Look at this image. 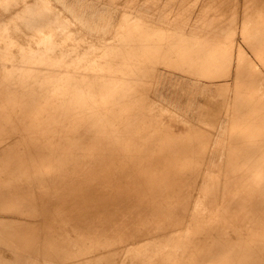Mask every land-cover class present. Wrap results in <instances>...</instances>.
Instances as JSON below:
<instances>
[{"label": "bare ground", "instance_id": "1", "mask_svg": "<svg viewBox=\"0 0 264 264\" xmlns=\"http://www.w3.org/2000/svg\"><path fill=\"white\" fill-rule=\"evenodd\" d=\"M42 1L43 2L38 3L39 0H36L35 3L37 2V5H32L33 7L27 9V6L32 3L18 0L19 4L21 3L20 5L18 4L19 6H22V4L24 5L18 8L15 3V7L17 6L16 8H18L20 12H18L19 10L17 9V11L15 7H13L14 9L11 7L9 8H11V11L16 10L18 12V17H16H20L17 19V21L19 20L18 22L21 21V15L23 14L27 22L30 20L26 26L29 25L32 27L33 22L30 25L31 20L34 18L38 19V17L33 15H44V13L48 15L50 12L51 15L57 16L60 12L58 13L55 10H57V6H60L67 12L71 22L82 27L83 33L82 37L79 36L75 43L73 42L76 39L71 43L72 38L69 41L70 36L71 34L73 35V32L75 33L76 30L73 32L71 31L72 33H69V37L66 31L67 37L63 39L62 36L64 35H62V33H64L66 29L63 31L61 25V29H57L60 32L63 31L59 33L61 35L60 38L56 35L59 31L53 29L57 31V33L55 32V36L59 39L57 42H53V44L50 43V45H47L46 42V47L53 46V49H56L57 47L55 48L54 44L57 43L61 49L58 47L60 50L57 49V53L56 51H52L50 53L48 52V54L52 58L54 55H58L60 51L61 56L64 54L66 56H64L65 58L57 59L56 62H52L53 59H48L49 55L47 56L45 53L41 55L42 57L38 56V53L41 51L38 53H36L37 51H29L28 48L31 47L28 46L29 42L27 43V41H25L27 43L25 47H28L26 48L28 52H24L23 50L21 54L16 53V55L20 59H23L22 62L26 65L27 70L22 68L16 73L14 72L16 69H13L14 71L8 70L10 72H6L4 75L2 74L3 76L1 77L0 84H3V90L0 91V156H3V159L4 157L7 158L8 161L6 160L0 163V180L3 181V185H1L3 188L0 187V246L2 247L0 248L4 250L6 255V252L12 255L11 261L13 258V262L11 264H264V177L262 178L264 172L261 173V176L258 175L262 180H258L257 177L253 178V173H251L252 176H250V170H248L249 167L247 166L248 163L245 165L247 167L242 170L239 168L240 166H236L240 164H230L229 161H232L233 158H229L230 160L226 159L225 162L223 161L225 156L223 160L219 161L216 159L221 149L219 144L225 140L221 136L228 135L233 141L234 138H238L241 135L243 136L246 132L244 133L241 129L245 125L243 121L247 117L243 120V115L235 111V108H233V111L237 112L239 115H234L233 113L234 116H224L223 114H226L228 111L222 114V110L228 102H224L222 106L217 105V107H214L215 101H213L214 103L212 104L214 108L211 107L210 103H208L210 106L204 103L206 105L196 107L199 111V120L191 125L180 121L181 123L179 124L182 127L178 129L173 127L174 122L171 118L169 122H167V118V120H165L166 122H164L161 118L156 117L163 114V111L161 109L158 110L159 107H156V101L154 99L157 96L162 97L171 92H175L176 94L179 92L185 94H187V92L192 93L195 86L201 85L199 82L201 78L199 77H201V73L204 76V71H202V66L200 67L201 64L198 65L195 61L198 58L200 59L201 51L203 53L206 52L204 48H202V45V47H200V45L196 47L195 44H197L196 42H198V40L196 42L194 41L196 49L195 47L191 48L188 46V50L186 51L185 49H187V46H183L184 44L182 42L185 41L187 43V41L183 40L181 42L182 39L178 41L183 35V33L176 32L179 31V26L176 25L171 27L168 26V24L157 22L154 27H158V29H160L158 30L159 32H152L153 34L147 33V31L149 32L148 29L136 28L138 24L137 17L127 9L123 11L122 16L120 15L123 19L120 24L117 23L119 26H116L117 24L114 25L112 22L114 17L112 7L116 4H125L127 0L124 2L122 0H97L98 4L95 3L94 0H56V4H53V1ZM155 1L157 2V0ZM206 1V5H210L207 4L209 3L208 0ZM211 1L212 0H210V2ZM249 2L251 4V0H249ZM253 2V6L256 8L260 9L264 6V0H252V4ZM3 3L5 4V2ZM35 3L33 4L35 5ZM229 3H231V1ZM229 3L221 2V4L217 6L218 4L215 1V5H217L215 6L213 5L214 3H212V8L215 6L214 8L218 7L219 10H226L227 7L231 13L232 10L234 13L235 10L233 8L232 10L230 9V6H233L234 2H232V5ZM242 3L245 2L243 1ZM95 4L100 6L96 9ZM235 4L234 6H236ZM252 4L251 6L248 4L250 8ZM181 5L184 9L185 4ZM192 5L195 6L194 4ZM139 6L141 7V5ZM148 6H150V4ZM193 6L190 5V7ZM240 6L241 4L239 7ZM239 7L237 6V10H239ZM158 8L161 10V6ZM187 8L189 7L187 6ZM218 9L217 12H219ZM184 10L182 12H184ZM11 11H9V13ZM16 11L14 12L17 13ZM203 11L205 12L206 10ZM154 12L157 11L155 10ZM208 12L211 13L209 10ZM3 13L4 12L0 10V22L3 20L2 18L7 19V17H4L6 15ZM9 13L7 12L8 19L11 20ZM205 13L204 16H206ZM247 13L244 14L248 16L249 12ZM260 13L258 12V14ZM19 14L21 15L19 16ZM63 14L61 16H63ZM153 14L152 12L151 17H153ZM185 14L186 16L188 15L186 12ZM189 14H191V10ZM194 14L197 16L196 10ZM194 14L192 13L191 15L194 16ZM191 15L190 17H193ZM221 15L222 14L218 13V16ZM11 16H16L13 14V11ZM31 16L34 18L30 19L29 17ZM38 16L40 19H45V23L49 22L48 20L46 22L44 16V18L40 15ZM162 16H164V14ZM186 16L184 17L185 19L189 17V15ZM210 16L212 18L211 14ZM239 16L240 15H238V17ZM47 17V19L50 20V16ZM207 17L208 15L206 16L208 20L209 18ZM224 17L225 16L222 18L224 19ZM227 17L229 18V14ZM261 17L263 18L264 16L261 15ZM52 18L53 17H51V19ZM63 18L65 17H62V19ZM167 18L170 22V17L167 16ZM216 18L220 17L216 16ZM245 18L247 17L245 16ZM35 19L34 22L39 25V19L38 21L36 20L37 22ZM54 19L55 18L52 20ZM58 19L59 18H56V20ZM62 19L60 17V23L63 22ZM220 19L216 22L218 23ZM252 19L254 20L255 18ZM172 20L173 19H171V22ZM215 20L216 19H214V21ZM250 20L251 19H249V21ZM42 21L43 20H41L40 23L42 27L39 25L40 28H43L42 24L44 23H42ZM51 21L49 22L51 28H56L57 26L55 25L52 27L54 22L52 23ZM151 21L152 20L148 22ZM164 21L165 20H163V22ZM175 21H177V19H175ZM204 21L203 23H205ZM212 21H209V23ZM224 21L226 24L227 21L229 22V20ZM11 22L13 23L12 20ZM18 22L16 23L15 21L16 24H19ZM25 23L26 22L22 25L24 26ZM73 23L71 25L69 24V27H71ZM151 23L154 25L153 22ZM221 23L223 24H221L222 26L225 25L223 22ZM230 23L231 21L228 24L229 26L234 24ZM10 24H8V26ZM36 24L34 26H36ZM148 24L151 26L150 23ZM196 24L197 27H199L197 22ZM261 24L264 25V23ZM143 25H145V18L143 20ZM191 25L193 24L191 23ZM202 25L203 24H201V26ZM210 25L211 24H209V26ZM218 25L216 26L218 27ZM29 26L26 28L28 29ZM224 27H222V29ZM13 28L9 30L13 31ZM26 28L24 26L23 29ZM33 28L31 29L33 30ZM35 28H38V26ZM216 28L214 27L213 29ZM231 28H229V30L232 32L234 29L232 28L233 30H231ZM47 29L49 30V28ZM220 29H218V31ZM226 29L228 30V28ZM235 29L238 28L236 27ZM20 30L24 33L25 36L23 37L25 38L28 32L25 31L27 33L25 34L22 27ZM140 30H142V34H138ZM205 30L207 29L205 28ZM29 31L33 33L35 29L34 31ZM150 31L153 30L151 29ZM201 31L202 30H200V32ZM221 31L223 34L225 33L223 30ZM263 31L264 30L261 32ZM14 32L16 31L14 30ZM14 32V36L16 35V37L21 38V32L19 33L20 36L16 34L18 31L15 34ZM48 32L46 29L44 33L43 30L42 32L39 31L38 35H35L34 32L33 39L37 36L36 40L38 42V38L40 40L41 37H45ZM200 32L198 31V33ZM234 32L236 33V30ZM232 33L231 37L235 34L233 33L232 35ZM10 34L11 33H9V35ZM191 34L189 35L191 36ZM229 34L230 33H228V37ZM207 35H209L208 37L211 36L210 34ZM215 35L212 36L214 39L217 36ZM239 35H241V33ZM55 36L53 38H55ZM74 36L73 37L76 38L78 35ZM186 36L187 35H185V37ZM198 36L199 35H197V37ZM226 36L224 40H226V42H232V38H229V41V39H226ZM16 37H13L14 40H17ZM80 37L83 41L79 39ZM20 38H18V41ZM29 38L30 37H28V39ZM46 39L49 40V38ZM190 39L192 38L190 37ZM209 39L211 41L212 38L210 37ZM23 40L24 39H22V41ZM55 40L57 39H54V41ZM254 40L257 42L256 39ZM35 41L33 42L32 40L31 42L33 43H30L33 45L36 43ZM43 41L45 42L47 40ZM78 41H81L80 46H84V52H82V54L87 50L85 57H88V59L84 58V56V59H80L82 56H79L80 60H77L78 62L71 63L66 54L71 52V54H73V51L75 53V49L77 48L75 45L79 46L80 43H78ZM233 41L234 43H232L234 45L237 40L235 41L233 39ZM1 42H5V39ZM16 42L14 43L16 44ZM203 42L204 41H202V43ZM214 42L217 43L216 39ZM221 42L223 43V40ZM22 43L20 44L22 45ZM73 44L75 45L73 46ZM209 44L210 43L207 45ZM211 44L209 45V50ZM263 44H258L257 46L256 43H254L257 47H261ZM17 45H19V43ZM194 45H192V47ZM223 45H221V47ZM228 45H225L226 50ZM22 46H24V44ZM38 46L39 44L34 46V49H39ZM218 46L216 48H218ZM1 47L3 49V46ZM82 47L77 48L80 50L76 51L79 55ZM225 48L223 46L222 49ZM230 48V50L234 49L232 47ZM248 48L250 47H247V49ZM261 48L257 51L260 52ZM43 49L45 50V48ZM13 50L15 51V49ZM13 50L10 51L13 52ZM18 50L16 51L18 52ZM214 50L209 53H217V51ZM254 50H256V48ZM222 51L223 50H221V52ZM229 51L223 53L220 51L218 52L223 56L224 53H228ZM203 53H201V55ZM209 55L207 56L209 57ZM215 55L212 56H217V59L218 55ZM234 55L232 53V56ZM21 56L23 58H21ZM75 56L76 55L73 54V57ZM238 56H240V53ZM228 57L229 55L227 58ZM76 58L78 59V57ZM260 58L261 59L258 61L262 62V57ZM13 59H15V57ZM216 59L213 58L212 60H214V62L218 61L219 63V60ZM16 61L15 59V62ZM18 61L20 62V60ZM18 61L16 63H18ZM137 61H139V64ZM206 61L203 62L205 63ZM227 61L231 62L232 60L227 59ZM232 62V64H235V61ZM132 63H134V65ZM249 64L251 63H249L248 60V65ZM20 65H22V63ZM214 65L217 66V63ZM232 66L233 65H231V67ZM209 67L207 68L209 69ZM228 68L230 67L228 66ZM80 69L82 71L84 69V71L79 74L80 77L81 73L82 77L85 75L83 80L84 83L81 81L83 85L82 83L78 85L79 82L77 86H75V83L78 81L76 78L77 75L75 76V71ZM211 69L212 68H210L209 71ZM214 70L216 72L215 68ZM229 70H226V72ZM157 72H160L159 76H157ZM248 72L249 70L247 74ZM123 73H125V77L121 76ZM95 74L97 76L99 75L98 78ZM227 74L228 73H226V75ZM249 75L251 76L250 73ZM245 76L247 77L248 75L245 74ZM155 77L158 79V84L155 82L156 84L154 86L157 91L154 89L155 93H152L153 87L151 86H153V82L151 83L150 81ZM234 77L235 76H233V79ZM208 78H210V75ZM212 78L213 77L210 79ZM215 78L213 79L217 81L218 77ZM220 78H218L219 81L222 80H220ZM97 79L99 82L97 83L98 85H96L95 81ZM147 82L152 84L150 86L151 88H149V83L147 85ZM239 83L242 85L241 82ZM251 84H253V88L258 91V94H261V91L264 90V81L262 80L254 79ZM165 90H168L166 91L167 93H164ZM235 90L237 93H240L237 89ZM148 91L152 94H149ZM246 92L248 91L246 90ZM185 94H182V96L184 95L185 97ZM253 94L255 93L253 92ZM228 95L229 93H227V96ZM240 95L242 94L240 93ZM219 97H216V99ZM241 97L243 98V95ZM212 98L215 100L214 96ZM245 98L247 99L248 97ZM251 99L256 100L254 98ZM185 100L186 101L183 103L184 108H186L187 111L193 110L196 105L193 95L185 97ZM247 100H249V98ZM250 100L246 101V103L249 102L248 106L251 103ZM257 100L259 99L257 98ZM220 101H222V99ZM243 101H245V99ZM237 104H235L236 107ZM255 105H253V107ZM238 106H240V104ZM258 107H260V105ZM226 109L227 108H225V110ZM249 110H251L250 107ZM246 115L248 116V114ZM164 117H166V114ZM186 121L189 122L190 120ZM250 121H247L246 124ZM216 123L218 124L216 130H213V127L211 129L210 126ZM176 124L178 123L176 122ZM262 126L263 124L261 127ZM21 127L25 131H19L18 129H21ZM254 129H256L255 126ZM263 130L262 133H264ZM254 133L252 136H254ZM177 134L178 137L175 136ZM185 134L188 135L186 136ZM171 137H173L174 140H172ZM262 139L259 141L262 142ZM228 140L230 139L228 138ZM225 143H227L226 140ZM235 143L236 142H233V144ZM250 143L255 144L253 142ZM11 145H13L12 149ZM231 146L232 144L230 147ZM251 147L252 146H250V148ZM199 149H206L205 157L201 158V156L196 153L200 151ZM243 150L245 151L244 148ZM261 150L263 151V149ZM240 154L241 152L239 155ZM19 156L24 158L27 156L26 159L21 160V164H18L16 161L19 160ZM248 156L250 155L248 154ZM259 156L257 155V157ZM91 158H94V161L90 162L89 160ZM239 158L240 157L236 155L234 160L238 159L241 161ZM263 158H261L260 161ZM9 160L16 163L14 164L13 162L9 165L7 164ZM252 162L251 160L249 165L253 164ZM19 165L21 168L24 166L22 172L18 176L14 174L10 175L9 171H12L11 167L14 169ZM35 165H37V168ZM242 165L244 166V164ZM220 167L226 168H224V173L227 175L219 172ZM255 168L254 171L256 170ZM259 170H257L258 173ZM217 172L219 173L217 174ZM254 173L257 175L256 172ZM220 174L222 175L221 177L219 176ZM19 182H24V184H19ZM214 187H217V189ZM249 189H251V191ZM231 190H233L234 193L238 190L240 191V194H236L238 197L236 196L237 200L234 202L233 200L236 197L230 200L229 197V199H227V197L224 196L226 195L224 192L228 191L227 193H231ZM224 197H226V199H224L225 201L223 200ZM220 202L222 205H220ZM247 208L251 211L250 214H247ZM222 209H226L225 214L228 213L226 217L220 214ZM230 214L233 215L234 219H229ZM6 255H4V257ZM2 263L7 264L5 262Z\"/></svg>", "mask_w": 264, "mask_h": 264}, {"label": "rangeland", "instance_id": "2", "mask_svg": "<svg viewBox=\"0 0 264 264\" xmlns=\"http://www.w3.org/2000/svg\"><path fill=\"white\" fill-rule=\"evenodd\" d=\"M13 3V5H12V3ZM0 0V10H1V12H4L3 14H5L6 16H4L5 18L7 17V19H8V15H7V12L9 13V11H11V8L12 9H14L13 7H15V3H16V5L18 6V8H20V7H23L24 5L22 4V6H19L20 4H19V2H18V0H16V1H14V0ZM20 1V0H19ZM22 1V0H21ZM24 2H28V3H32L30 6L28 5H26L28 8L27 9H29L30 7H33V6H36L37 5V2L35 3V1L36 0H31V1H29V0H23ZM33 1V2H32ZM38 1V0H37ZM44 1H47V2H52L53 4H56V0H44ZM95 1V3H97L98 4V2H97V0H94ZM123 2L124 1H126V0H122ZM142 1H143V3H142ZM148 1H150V2H148ZM159 1H160V3H159ZM162 1V2H161ZM179 1L180 0H172V2H171V0H157V2L155 1V0H130V1H126L127 3H125V4H116L114 7H112L113 8V20H112V22H113V24L114 25H116L117 23H121L122 22V13H123V11L124 10H129L130 11V13H132V14H134V15H136V17H137V20H138V24H137V29L139 28H145L146 30L148 29L149 30V32L147 31V33H152V32H159L158 30H160V29H158V27L157 28H155L154 26H155V23H157V22H160V23H164V24H168V26H171V27H174V26H179L178 28V30L179 31H176L177 33L179 32V33H183V35H182V37L180 38V39H178V41H180L181 39V42L183 41V40H186L187 41V43L184 41V42H182V43H180V44H182L183 46H187V49H185L186 51L188 50V46H190L191 48H194L195 47V45H196V47H198L199 45H200V47H202V48H204V51L206 52V53H203L202 51H201V53H203L202 55H201V53H200V56H198V57H200V59L198 58V59H196V61H195V63L196 64H201L200 65V67L202 68V71H204V76L202 75V73H201V77H199V78H201L200 79V83H201V85L200 86H195L194 87V91H192V93H189V92H187V94H185V93H181V92H179V93H173V92H171L170 94H167V95H163L162 97H159V96H157L155 99L154 98H152V99H154L155 101H156V107H159V109L158 110H162L163 111V114H161V115H159V116H156V117H158V118H161L164 122H166L165 120H167L168 119V121L167 122H169V120H170V118L173 120V127H175V129L177 128H179V127H182V126H180V124L179 123H181L182 121H183V123H187L188 125L190 124H193V123H195V122H197V120H199V111H198V109L196 108V107H199V106H204V105H206L207 104V106H210V104H211V107L212 108H214V107H217V105L218 106H222V104H224V102H228V104L224 107V109L222 110L223 112H222V114L223 113H225V112H227L226 114H223L224 116L225 115H227L228 117H231V116H234V115H243V120L247 117V118H249V119H245L243 122H244V126H243V128L241 129L242 131H244V133L246 134H244L245 135V137H244V135L241 137H238V138H234V141H233V139L232 138H230V137H228V135L227 136H221V137H223L225 140H226V142L227 143H225V140H223L219 145H220V153H219V155H218V157L216 158L217 160H223V157H224V162H225V160L226 159H229V158H233V160L232 161H235V162H232V161H229L230 162V164H232V165H234V163H235V165L236 164H240V165H236V166H240L239 168L240 169H245V167H249V169L248 170H250V176H252L253 175V178L254 177H257L258 178V180H262V178L264 177V175L262 174V178L260 177L261 176V173H263L264 171V168H263V164H264V133H262V130H263V128H264V123H263V121H264V117H262V116H264V90L263 91H261V94L259 93L258 94V91L256 90V89H254L253 88V84H251V82L254 80V79H258V80H262V81H264V57H263V51H264V31L263 32H261L262 30H264V25L263 24H261V23H264V17L262 18L261 17V15H263L264 16V6H262L260 9H261V13H260V9L259 8H256L255 6H253L254 5V2H253V4H252V0H251V4H252V7L250 8V6H251V4H250V2H249V0H229V2L231 1V3H229L228 2V0H215L216 2H217V6H219V4H221V2L223 3H229L230 5H232V2H234V4L236 5V6H234V4H233V6H230L231 8V10H232V8L235 10V14L233 13V10H232V13L235 15H233L232 13H231V11L229 10V9H227V7H226V10L225 9H223V10H221L222 11V13H221V11L218 9V7H216V8H214L216 5H215V1L214 0H212L211 2H210V0H208V2L209 3H207V4H210V5H206V3H205V1L206 0H189V2H188V0L186 1V0H181L180 1V3H179ZM195 1V2H194ZM204 1V2H203ZM240 2V3H237V2ZM245 2V3H242V2ZM3 2H5V4L3 3ZM18 2V3H17ZM41 2H43L42 0H39V2L38 3H41ZM129 2V3H128ZM138 2H139V4H138ZM155 2H156V5H155ZM176 2V3H175ZM177 2H178V4H177ZM183 2V3H182ZM186 2H187V4H186ZM207 2V1H206ZM33 3H35V5L33 4ZM166 3V4H165ZM169 3V4H168ZM190 3V4H189ZM212 3H214L213 5H215L213 8H212ZM250 5H248V4ZM3 4H4V6H3ZM19 4V5H18ZM97 4H95V8L97 9L100 5H97ZM134 4V5H133ZM150 4V6H148ZM159 4V5H158ZM162 4V5H161ZM179 4H180V6H179ZM181 4H185L184 5V9H183V7H182V5ZM192 4H194L195 6H193ZM199 4V5H198ZM200 4H201V6H200ZM202 4H203V6H202ZM238 4V5H237ZM241 4V6L239 7V5ZM243 4H245V5H243ZM12 5V6H11ZM33 5V6H32ZM123 5H125V6H123ZM139 5H141V7L139 6ZM146 5V6H145ZM157 7V9H156V7ZM174 5V6H173ZM189 7V8H187V6ZM190 5L191 6H193V7H190ZM242 5H243V7L245 8V6H246V8L244 9L243 7H242ZM16 6V7H17ZM161 6V10H160V8H158V7H160ZM167 6V7H166ZM197 6V7H196ZM207 6V7H206ZM237 6L239 7V10H237ZM8 7V8H7ZM9 7H11V8H9ZM15 7V8H16ZM147 9H146V8ZM151 9H150V8ZM155 7V8H154ZM166 7V8H165ZM171 7V8H170ZM175 7V8H174ZM176 7H177V9H176ZM182 7V8H181ZM199 7V8H198ZM201 7V8H200ZM208 7H210V8H208ZM236 7V8H235ZM254 7V8H253ZM4 8V9H3ZM18 8H16V10L18 9ZM137 8V9H136ZM153 8V9H152ZM165 8V9H164ZM181 8V9H180ZM187 8V9H186ZM196 8V9H195ZM211 8H212V10H211ZM220 8V7H219ZM247 8H249V9H247ZM256 11H254L253 9ZM263 8V9H262ZM7 9V10H6ZM57 10H55V11H57L59 14H57V16H53V15H51V13L49 12L48 13V15H46L47 13H44V15H46V16H44V15H41V14H36V15H33V16H35V17H38V19H39V22H38V24L40 25V27H42L41 26V20H45V19H40V17L38 16V15H40V16H44L45 18H46V22H47V20L50 22L53 18H55L54 20L56 21V23H55V21L54 20H52L51 22L53 23V25H52V27L55 25V26H57L56 28H51V25H50V23L49 22H47V23H49V24H47V23H45V21L43 22L42 21V23H44V24H42L43 25V28H40L39 27V25H37L35 22H34V17L33 16H31V17H29L30 19H33V20H31V22H30V25L32 24V22H33V26L32 27H30L29 25V30H31V31H34V29H35V35H38L39 33V31H41L42 32V30H43V33H44V31H45V29L47 30V35L45 36L46 38H49V40L48 39H46L45 37H41V39L39 40V38H38V42H37V36H35L34 37V39L36 40H34L33 39V34H34V32L33 33H31L26 27H28V26H26V24H28L29 23V19H27V20H29L28 22L26 21V17L22 14H19V16L21 15V18L24 20V22H26L25 23V28L26 29H23L24 28V26L22 25L24 22H23V20L21 19V21L20 22H18L17 21V19H19V18H16V17H18V12H20V10L17 12L16 10H12L13 11V14L14 15H16V16H13V17H15V18H13L11 15H12V11L9 13V15H10V19L13 21V23H15V21H16V23L18 22L19 24H13L12 22H11V20H9L8 19V21H7V19H4V18H2L3 20V22L1 21L0 23V60L2 61H0V82H1V77L6 73V72H10V71H14L15 69V73L18 71H20L22 68L24 69V70H27V67H26V65L22 62V60L23 59H20L17 55H16V53H19V54H21V51H23L24 50V52L26 51V52H28V50L29 51H34V52H36V53H38L39 51H41L40 53H38V56H40V57H42L41 55L43 54V53H45L47 56L49 55L48 54V52L50 53V52H52V51H56V53H57V51L58 50H60L61 48L57 45V43H55L54 44V47L56 48V49H53V46H48V47H46L48 44L50 45V43H52L53 44V42H57L58 41V39L61 37V35L59 34V33H62L65 29V31H64V33L66 32L67 33V35L70 33H72L73 31H75V33L73 32V35L71 34V36H70V34L68 35V37L70 36V39H69V41L71 40V38H72V41H71V43L73 42V43H75L77 40H78V37L79 36H81L82 37V33H83V31H82V27L80 26V25H77L76 23H73V22H71V20L69 19V17H68V14H67V12L62 8V7H60V6H57V8H56ZM146 9V10H145ZM157 11V12H154L155 10ZM168 10V12H167V10ZM171 11H170V10ZM173 9V10H172ZM188 9H189V13H190V10H191V14L193 13H195V10H196V14H197V16H195V14H194V16L193 15H191V14H189L188 13ZM194 9V10H193ZM216 9V10H215ZM217 9L219 10V12H217ZM246 10V11H243V10ZM257 9H259V10H257ZM3 10V11H2ZM158 10H159V12H158ZM163 10H165V11H163ZM177 10V11H176ZM184 10V12H182ZM187 10V11H186ZM200 10V11H199ZM203 10H206L205 12L207 13H205ZM208 10L209 11H211V13H209L208 12ZM216 12H215V11ZM224 10H225V12H228V13H226V14H224L225 12H224ZM236 10H237V13H236ZM249 10V11H248ZM14 11H16L17 13H15ZM146 11V12H145ZM154 13L153 14V17H151V14H152V12ZM163 11V12H162ZM174 11H175V15H174ZM193 11V12H192ZM239 11V12H238ZM250 11H251V15H250ZM139 12V13H138ZM150 12V13H149ZM171 12H172V14H171ZM181 12V13H180ZM185 12L189 15V17H187L186 16V14H185ZM198 12V13H197ZM199 12H200V15H199ZM242 12V13H241ZM247 12H249V15L247 16V15H245ZM253 12V13H252ZM258 12L260 13V14H258ZM65 15H67V16H65ZM164 14V16H162L163 14ZM180 14V16H179V14ZM184 13V14H183ZM203 13V14H202ZM204 13H205V15L207 16L208 15V17L207 18H209L208 20L206 19V16H204ZM217 13V14H216ZM218 13L219 14H222L221 16H218ZM245 13V14H244ZM63 14V16H61ZM155 14H156V16H155ZM166 14V15H165ZM170 14V15H169ZM178 14V15H177ZM184 16H183V15ZM210 14L212 15V18H211V16H210ZM216 14V15H215ZM228 14H229V18L227 17L228 16ZM237 14V15H236ZM244 14V15H243ZM248 14V13H247ZM60 15V16H59ZM121 15V16H120ZM190 15L191 16H193V17H190ZM233 15V16H232ZM238 15H240L239 17H238ZM253 15V16H252ZM260 16V17H258V16ZM47 16H50V20L49 19H47L48 17ZM59 16V17H58ZM167 16H169L170 17V22H169V20H168V18H167ZM187 17V19H185L184 17ZM199 16H200V19H199ZM201 16H203V17H201ZM216 16L217 17H220V18H216ZM223 16H225L224 17V19L222 18ZM231 16V17H230ZM245 16L248 18H245ZM251 16V17H250ZM12 17V18H11ZM41 17V18H42ZM43 17V18H44ZM51 17H53L52 19H51ZM60 17H61V19H62V17H65V18H63L62 20H63V22L62 23H60ZM174 17V18H173ZM213 17H215V18H213ZM238 17V18H237ZM256 17H257V19H256ZM56 18H59L58 20H56ZM144 18H145V25H146V27H145V25H143V20H144ZM182 18V19H181ZM198 18V19H197ZM202 18V19H201ZM225 18H227V19H225ZM232 18V19H231ZM252 18H255L254 20L252 19ZM263 19V22H262V19ZM14 19V20H13ZM16 19V20H15ZM38 19H35V21L37 20L38 21ZM67 19H69V20H67ZM171 19H173L172 20V22H171ZM175 19H177V21H175ZM199 21V22H201V23H199L197 20ZM214 19H216L215 21H214ZM218 19H220L219 21H218V23L216 22ZM222 19H223V21H222ZM231 19V20H230ZM234 19H238L237 21L239 22H237L236 20H234ZM241 19V20H240ZM246 19V20H245ZM249 19H251L250 21H249ZM6 22H5V21ZM150 21V20H152L151 22H153L154 23V25L151 23V22H148V21ZM163 20H165L164 22H163ZM167 20V21H166ZM195 20V21H194ZM201 20V21H200ZM204 20H206V21H204ZM213 20V21H212ZM224 20H229V22L231 21V23H234V24H231V26H232V28L234 29H232L231 28V26H229L228 24H229V22L227 21V24H226V22L224 21ZM248 20V21H247ZM257 20V21H256ZM36 21V22H37ZM68 21H69V23H68ZM184 21V22H183ZM190 21H191V23L193 24V25H191V23H190ZM203 21L205 22V23H203ZM209 21H212V22H210L209 23ZM235 21V22H234ZM242 21V22H241ZM245 21V22H244ZM255 21V22H254ZM10 22H11V24H10ZM21 22H23V23H21ZM60 24H59V23ZM142 22V23H141ZM189 22V23H188ZM196 22L198 23V26L199 27H197V24H196ZM220 22V23H219ZM221 22H223L225 25H227V26H222L223 24L221 23ZM237 22V23H236ZM253 22V23H252ZM21 23V24H20ZM36 24V26H34L35 24ZM68 23V24H67ZM73 23V25L71 26V27H69V24L71 25ZM148 23H150V25L151 26H149V24ZM179 23V24H178ZM208 25H207V24ZM216 23V24H215ZM236 23V24H235ZM242 23V24H241ZM244 23V24H243ZM249 23H250V25H249ZM8 24H10L9 26H8ZM57 24V25H56ZM59 24V25H58ZM119 24H117L116 26H119ZM195 24V25H194ZM201 24H203L202 26H201ZM209 24H211L210 26H209ZM219 24V25H218ZM222 24V25H221ZM238 24H239V26H238ZM3 25V26H2ZM5 25V26H4ZM19 25H21V26H19ZM49 25V26H48ZM63 27V31H59V30H57V29H61V26ZM64 25V26H63ZM157 25V24H156ZM209 26V27H207V26ZM215 25V26H214ZM216 25H218V27L220 26L221 27V29H220V27L218 28ZM243 26V27H241V26ZM252 25V26H251ZM254 25V26H253ZM263 27H262V26ZM11 26V27H10ZM18 26V27H17ZM38 26V28H39V31H38V28H35V27H37ZM44 26H45V28H44ZM67 26V27H66ZM79 26V27H78ZM141 26V27H140ZM144 26V27H143ZM216 28V29H213L214 27ZM244 26H246V27H244ZM256 26V27H255ZM3 27V28H2ZM8 27V28H7ZM14 27V28H13ZM17 27V28H16ZM21 27H22V30H24L23 32H28V35H26V37L24 38L23 36H25L24 35V33H22L21 32ZM34 27V28H33ZM65 27V28H64ZM153 30V31H150L151 29ZM186 27H188L189 28V30H188V28H186ZM191 27V28H190ZM195 27H196V30H195ZM211 27V28H210ZM222 27H224L225 28V30H224V28L222 29ZM238 28V29H235V28ZM249 27V28H248ZM10 28H13V31L12 30H9ZM31 28H33V30L31 29ZM47 28H49V30L47 29ZM50 28H51V30H50ZM194 28V29H193ZM200 28V29H199ZM203 28V29H202ZM205 28L208 30H205ZM226 28H228V30H229V28H231V30H233L232 32L233 33H235L234 31L236 30V35H235V37H234V35H233V33L229 30V32L228 33H230L229 34V37H228V33H227V29ZM240 28H242V29H240ZM245 28V29H244ZM248 28V29H247ZM40 29H42V30H40ZM53 29H56L57 31H59L58 32V34H56L57 33V31L55 30H53ZM74 29V30H73ZM155 29V30H154ZM156 29H157V31H156ZM163 29V28H162ZM191 29H192V31H191ZM218 29H220L219 31H218ZM241 31H240V30ZM254 29V30H253ZM5 30V31H4ZM11 31V32H9V31ZM14 30L17 32L18 31V33H16V32H14ZM28 30V31H27ZM200 30H202L201 32H200ZM213 30V31H212ZM221 30H223L225 33V36H226V39H229V38H232L231 40H232V42L234 43V41H233V39L236 41L235 42V44L233 45V43L230 41V39H229V41L230 42H226V40H224L225 39V36H224V34H223V32L221 31ZM243 30H245V31H243ZM248 30H250V31H248ZM253 30V31H252ZM255 30H257V31H255ZM261 30V31H260ZM38 31V32H37ZM52 31H53V33H52ZM72 31V32H71ZM187 31H189V32H187ZM198 31L200 32V33H198ZM13 32H14V34L16 33V34H18L17 36H20L19 35V33L21 32V38L20 37H16V35L14 36L13 35ZM25 32V34H27ZM56 32V33H55ZM142 32V30H140L139 31V33L138 34H142L141 33ZM164 32H166V31H164ZM163 32V33H164ZM186 32V33H185ZM205 32V33H204ZM210 32V33H209ZM214 32V33H213ZM216 32V33H215ZM222 32V33H221ZM248 32V33H247ZM260 32V33H259ZM4 33V34H3ZM9 33H11L10 35H9ZM37 33V34H36ZM51 33V34H50ZM64 33H62V35H64V36H62L63 37V39L64 38H66L67 37V35H66V33L64 34ZM166 33H168V32H166ZM187 33H189V34H191V36L189 35V34H187ZM218 33V34H217ZM223 34V35H221V34ZM231 33H232V37H231ZM238 33V34H237ZM241 33V35H239ZM245 33V34H244ZM247 33V34H246ZM49 34V35H48ZM55 34L59 37V38H57V36H55ZM153 34V33H152ZM187 35L186 37H185V35ZM205 36H204V35ZM207 34H210L211 36V41H210V37H208L209 35H207ZM215 35L216 36V42L217 43H215L214 41H215V39H214V37H212L213 35ZM246 35V36H244V35ZM249 34V35H248ZM263 34V35H262ZM2 35V36H1ZM74 35H78L76 38H74L75 36ZM197 35H199L198 37H197ZM203 37H202V36ZM259 35V36H258ZM11 36V37H10ZM30 37L29 39H28V37ZM31 36H32V39H31ZM40 36V35H39ZM55 36V38H53ZM74 36V37H73ZM193 39H190V37ZM194 36H195V39H194ZM220 36V37H219ZM242 36H244V37H242ZM260 36H262V37H260ZM8 37V38H7ZM16 37L17 38V40L15 39L14 40V38ZM79 38V39H81L82 41H83V39L82 38ZM189 37V38H188ZM219 37V38H218ZM222 37H224V38H222ZM228 37V38H227ZM258 37H260V38H258ZM3 38V39H2ZM18 38H20V40L18 41ZM45 38V39H44ZM52 38V39H51ZM197 38V39H196ZM200 38H205V39H200ZM243 38V39H242ZM5 39V42H1V41H3ZM9 39V40H8ZM12 39V40H11ZM22 39H24L23 41H22ZM28 39V40H27ZM47 40V41H43V40ZM51 39V40H50ZM54 39H57V40H55L54 41ZM88 39H89V37H88ZM209 39V40H208ZM219 39V40H218ZM251 39V40H250ZM254 39H256V41L257 42H255V40ZM263 39V40H262ZM14 40V41H13ZM30 40V41H29ZM33 40V42L35 41L36 43H34V44H36V45H34V46H37L38 44H39V46H38V48L39 49H34V46L31 44V43H33V42H31ZM43 42H42V41ZM198 40V42H196ZM204 41L203 43H204V45H203V43H202V41ZM206 40H207V42H206ZM218 40V41H217ZM223 40V43L221 42ZM242 40H244V41H242ZM259 40V41H258ZM13 41V42H12ZM17 41V42H16ZM25 41H27V43L29 42H31L30 44L32 45H30L29 43H28V46L29 47H31V48H28L27 46L25 47V45H27V43L25 42ZM48 41H49V43H48ZM190 41V42H189ZM197 43V44H195V42ZM228 41V40H227ZM246 41V42H245ZM249 41V42H248ZM14 42H16V44L14 43ZM23 42V43H22ZM47 42V43H46ZM80 42V43H79ZM191 43L192 45H194L193 47H192V45L191 44H189V43ZM194 42V43H193ZM213 42V43H212ZM226 42V43H225ZM262 42V43H261ZM8 43V44H7ZM19 43V45H17ZM20 43H22V45L24 44V46H22ZM26 43V44H25ZM38 43V44H37ZM40 43H41V45H42V47H41V45H40ZM47 45H46V44ZM78 43H79V46L78 45H75V44H73V46L75 45L77 48L79 47H82V46H80V44H81V41H78ZM186 43V44H185ZM201 43V44H200ZM208 43H212L211 44V48H210V50H209V45H207ZM220 43H221V45H223L224 46V48L226 47L225 45H228L227 46V50H226V48L225 49H222L223 48V46L221 47V45H220ZM232 43V44H231ZM239 45H238V44ZM247 43H248V46H247ZM254 43H256V45L258 46V44L259 45H261V44H263V46H261V47H257L256 45H254ZM5 44V45H4ZM59 44V43H58ZM188 44V45H187ZM214 44V45H213ZM13 45V46H12ZM56 45V46H55ZM85 45V44H84ZM105 45V44H104ZM202 45V46H201ZM218 45H220V46H218ZM237 45V46H236ZM240 45H241V47L243 48H241L240 47ZM252 45V46H251ZM1 46H3V49H2V47ZM15 46V47H14ZM17 46V47H16ZM72 46V47H73ZM205 46V47H204ZM206 46H208V47H206ZM218 46V48H216ZM256 46V47H255ZM14 47V48H13ZM33 47V48H32ZM41 47V48H40ZM51 47H52V49H51ZM60 49H59V48ZM72 47H71V49H72ZM189 47V48H190ZM196 47H195V49H196ZM230 47H232V48H234L233 50H230L231 48ZM239 47V48H238ZM247 47H250V48H248L247 49ZM15 49V51L13 50V49ZM19 50H18V49ZM26 48H28V50H26ZM43 48H45V50L43 49ZM49 48V49H48ZM75 49V53H74V51H73V54H75L76 56L75 57H73V54H71V53H67L66 55H67V57H68V59H69V62H71V63H73V62H78L77 60H80V59H84V58H87L88 59V57H85L86 56V53H87V50H86V47H85V50H86V52L85 53H83L82 54V52H84L83 51V49H84V46L82 47V50H81V53H80V55L78 54V52H76L77 50L78 51H80L79 49ZM206 48V49H205ZM253 48V49H252ZM256 48V50H254ZM261 48V53L260 52H258L259 51V49ZM5 49H6V51H5ZM58 49V50H57ZM215 49V50H214ZM240 51H239V50ZM242 49V50H241ZM13 50V52H11V51ZM16 50H18V52L16 51ZM44 52H43V51ZM47 50V51H46ZM208 50H209V52H213V50L214 51H217V53L216 52H214V53H209L208 52ZM212 50V51H211ZM221 50H223L222 52H221ZM229 51L228 53L226 52V53H224L223 54V56H222V54L221 53H223V52H225V51ZM237 50H238V53H237ZM258 50V51H257ZM9 51H10V53H9ZM218 51H220V52H218ZM234 51V52H233ZM244 51V52H243ZM253 51H254V53H253ZM255 51H256V53H255ZM15 52V53H14ZM1 53H2V55H1ZM14 53V54H13ZM59 54L57 55L56 54V56L54 55L52 58H51V56L49 55L48 56V59H53L52 60V62H56V60L57 59H60V58H63L64 56H65V54L63 55V56H61L60 55V51L58 52ZM77 53V54H76ZM219 53V54H218ZM232 53H233V55L234 56H232ZM240 53V56H238V54ZM244 53V54H243ZM245 53H246V56H245ZM258 53V54H257ZM9 54V55H8ZM18 54V55H19ZM68 54H69V56H68ZM82 54V55H81ZM210 54V55H209ZM218 55V58L216 59V55ZM221 54V55H220ZM60 55V56H59ZM207 55H209V57L207 56ZM212 55H215L216 57H214V56H212ZM229 55V57L227 58V56ZM242 55V56H241ZM58 56V57H57ZM79 56H82V58H80ZM83 56H84V58H83ZM232 56V57H231ZM15 57V59L18 61V60H20V62L18 61V63H16L15 62V59H13ZM50 57V58H49ZM66 57V56H65ZM64 57V58H65ZM69 57H71V58H69ZM76 57H78V59L76 58ZM221 59H220V58ZM223 57V58H222ZM231 57V58H230ZM233 57H234V59H233ZM247 57V58H246ZM259 57V58H258ZM260 57H262V62H260V61H258V60H260L261 58ZM4 58V59H3ZM6 58V59H5ZM17 58H19V59H17ZM21 58H23L22 56H21ZM73 58V59H72ZM80 58V59H79ZM213 58H215L216 60H219V63H218V61L216 62L217 63V66H221V67H217L216 65H214V64H216L215 62H214V60H212ZM236 58V59H235ZM13 59V60H12ZM76 59V60H75ZM203 59V60H202ZM208 59V60H207ZM210 59V60H209ZM226 59V60H225ZM227 59L228 60H232V61H235V64H232V63H234V62H230V61H227ZM241 59V60H240ZM243 59V60H242ZM247 59V60H246ZM253 59V60H252ZM71 60V61H70ZM72 60H75V61H72ZM207 60V61H206ZM212 60V61H211ZM238 60H239V62H238ZM244 60H246V61H244ZM248 60H249V63H251V64H249L248 65ZM203 61H206L205 63L206 64H208V65H206ZM213 62V63H210V62ZM220 61H222V62H220ZM224 61V62H223ZM226 61V62H225ZM255 61V62H254ZM5 62H6V64H5ZM10 62V63H9ZM51 62V61H50ZM86 62V61H85ZM138 62V64H139V61H137ZM198 62V63H197ZM210 64H209V63ZM229 62V63H228ZM8 63V64H7ZM16 63V64H15ZM22 63V65H20ZM203 63H204V65H203ZM236 63H238V64H236ZM244 64V66H243V64ZM245 63H247V64H245ZM254 63V64H253ZM15 64V65H14ZM18 64H19V66H18ZM133 65H134V63H132ZM219 64V65H218ZM230 64V65H229ZM4 65V66H3ZM9 65H10V68H9ZM16 65H17V67H16ZM211 65V66H210ZM214 65V66H213ZM225 65V66H224ZM231 68H228V66ZM231 65H233L232 67H231ZM239 65V66H238ZM241 65V66H240ZM253 65H254V67H253ZM262 65V66H261ZM136 66H137V64H136ZM205 66V67H204ZM210 66V67H209ZM213 66V67H212ZM227 66V67H226ZM237 66V67H236ZM250 66V67H249ZM15 67V68H14ZM207 67H209V69L210 68H212L210 71H209V69L207 68ZM217 67V68H216ZM234 67H235V69H234ZM240 67V68H239ZM252 67V68H251ZM8 68V69H7ZM26 68V69H25ZM205 68V69H204ZM214 68L216 69V72H215V70H214ZM228 68V69H227ZM236 68H237V72H236ZM243 68V69H242ZM245 68V69H244ZM250 68V69H249ZM14 69V70H13ZM221 69V70H220ZM230 69V70H229ZM239 69H240V71H239ZM256 70V72H255V70ZM261 69V70H260ZM1 70H2V72H1ZM8 70H10V71H8ZM206 70V71H205ZM213 70V71H212ZM226 70H229L228 72H226ZM243 70H244V72H243ZM249 70V72H248V74H247V71ZM83 71H84V69H83ZM81 69L80 70H77V71H75L76 73H75V76H76V78H77V82L75 83V86H77V84L78 85H81V83L83 82V80H84V76L85 75H83V77H82V73H81V77L79 76V74H80V72H83ZM220 71V72H219ZM223 71V72H222ZM252 73H251V72ZM207 72H209V73H207ZM212 74H211V73ZM229 72H231V73H229ZM236 72V73H235ZM242 72V73H241ZM78 73V74H77ZM158 73V75L157 76H159V73L160 72H157ZM156 73V74H157ZM220 73V74H219ZM226 73H228L229 74V76H228V74L226 75ZM249 73L251 74V76L249 75ZM3 74V75H2ZM28 74V73H27ZM123 74H124V76H123ZM123 74H121V76L122 77H125V73H123ZM206 74V75H205ZM215 74H217V75H215ZM224 74H225V77H224ZM231 74V75H230ZM245 74L246 75H248L247 77L245 76ZM253 74V75H252ZM262 76H261V75ZM96 75V74H95ZM209 75H210V78L211 77H213V78H215V77H218V78H220V80L221 81H219L218 80V78H217V81L215 80V79H210V78H208L209 77ZM256 75H258V76H255ZM78 76H79V78H78ZM99 76V75H98ZM98 76L96 75V77L98 78ZM156 76V75H155ZM199 76H200V74H199ZM208 76V77H207ZM227 76V77H226ZM233 76H235L234 77V79H233ZM238 78H237V77ZM240 76V77H239ZM249 76H250V78H249ZM230 77V78H229ZM241 77H243V78H241ZM155 78H156V80H155ZM155 78H153V80H151L150 82L153 84V86H151L152 84L151 83H149V82H147V85H148V83H149V88H151V87H153V89H152V93H155V91H157L156 90V87H154L155 86V82H157V84H158V79H157V77H155ZM208 78V79H207ZM228 78V79H227ZM240 78V79H239ZM252 78V79H251ZM80 79V80H79ZM204 79V80H203ZM223 79H224V81H223ZM247 79H249V80H247ZM105 80V79H104ZM104 80H102V81H104ZM207 80V81H206ZM210 80V81H209ZM82 81V82H81ZM96 81V85H98L97 83H99L98 82V79L97 80H95ZM212 81H214V82H212ZM236 81V82H235ZM238 81V82H237ZM224 82V83H223ZM239 82H241L242 83V85L239 83ZM84 83V82H83ZM83 83H82V85H83ZM237 83V84H236ZM247 83V84H246ZM225 84V85H224ZM231 84V85H230ZM230 85V86H229ZM233 85V86H232ZM239 85H241V86H239ZM151 86V87H150ZM221 86V87H220ZM224 86V87H223ZM236 86V87H235ZM228 87V88H227ZM247 87H248V89H247ZM252 87V88H251ZM224 88V89H223ZM227 88V89H226ZM230 88V89H229ZM154 89H155V91H154ZM235 89H237V91L238 92H240L242 95H243V98L245 99V101H243L244 99L241 97L242 95H240V93H237L236 92V90ZM240 89V90H239ZM3 90V84L1 83L0 84V91H2ZM149 90V89H148ZM225 90V91H224ZM246 90L249 92V96H248V92H246ZM166 91H168V90H165L164 91V93H167ZM221 91V92H220ZM224 91V92H223ZM35 93H37L36 91H34ZM186 92V91H185ZM243 92V93H242ZM253 92L256 94H253ZM257 92V93H256ZM263 92V93H262ZM148 93L149 94H152L151 92H149L148 91ZM173 93V94H172ZM219 95V96H221V97H219L217 94ZM227 93H229V95L227 96ZM234 93H237V94H234ZM149 94H147V95H149ZM182 94H185V97H187V96H189V95H193V98H194V103L196 104L195 105V107H194V109L193 110H190V111H187V109L186 108H184V105H183V103L186 101L185 100V97H184V95L182 96ZM239 94V95H238ZM245 94H246V96H245ZM211 95V96H210ZM226 95V96H225ZM231 95V96H230ZM237 97H236V96ZM253 95V96H252ZM259 95V96H258ZM215 97V100H214V98H212V97ZM226 97V101H225V97ZM235 96V97H234ZM239 96H240V98H239ZM251 96V97H250ZM256 98H255V97ZM216 97H219V98H217L216 99ZM224 97V98H223ZM245 97H248L249 98V100L251 99V98H254V99H256V100H253V99H251L250 100V105L248 106V104H249V102H247L246 103V101H249V100H247ZM208 98V99H207ZM234 98H237V99H234ZM257 98L259 99V100H257ZM183 99V100H182ZM222 99V101H220ZM206 100V101H205ZM228 100H230V101H228ZM235 100V101H234ZM242 100V101H241ZM253 100V101H252ZM178 101V102H177ZM181 102V104H180V102ZM213 101H215V103L213 102ZM239 103H238V102ZM240 101H241V103H240ZM257 101V102H256ZM233 102H234V104H233ZM259 102V103H258ZM260 102H261V104H260ZM263 102V103H262ZM204 103H206V104H204ZM208 103H210V104H208ZM214 103V105H212ZM217 103V104H216ZM219 103V104H218ZM238 103V104H237ZM258 103V104H257ZM164 104V105H163ZM235 104H237V107L235 106ZM240 104V106H238ZM242 104V105H241ZM255 105V104H257V105H255L254 107H253V105ZM0 105H1V103H0ZM260 105V107H258ZM214 106V107H213ZM246 106V107H245ZM263 106V107H262ZM231 107V108H230ZM249 107H250V109L251 110H249ZM170 108V109H169ZM172 108H173V110H172ZM225 108H227L226 110H225ZM233 108H235V111H238L239 112V114L237 113V112H234L233 111ZM260 108V109H259ZM229 109V110H228ZM237 109H239V110H237ZM248 109V110H247ZM253 109V110H252ZM257 109V110H256ZM225 110V111H224ZM240 110H241V113H240ZM259 110V111H258ZM173 111V112H172ZM230 111V112H229ZM250 111V112H249ZM258 111V112H257ZM262 111V112H261ZM160 112V111H159ZM180 112V113H179ZM233 113H234V115H233ZM236 113V114H235ZM244 113V114H243ZM253 113V114H252ZM260 113V114H259ZM165 114H166V117H164L165 116ZM169 114V115H168ZM172 114V115H171ZM232 114V115H231ZM246 114H248V116L246 115ZM251 114V115H250ZM170 115H171V117H170ZM197 115H198V117H197ZM164 118H162V117ZM173 116V117H172ZM224 116H223V118H224ZM254 116V117H253ZM169 117V118H168ZM176 117V118H175ZM180 117V118H179ZM186 117V118H185ZM167 118V119H166ZM185 118V119H184ZM252 118V119H251ZM257 118V119H256ZM261 118V119H260ZM250 119H251V121H250ZM258 119H260V120H258ZM179 122H178V121ZM186 120H190L189 122H187ZM257 122H256V121ZM263 120V121H262ZM181 121V122H180ZM247 121H250V122H248V124H246V122ZM262 121V122H261ZM176 122L179 124H176ZM253 124H252V123ZM249 123H250V125H249ZM259 123V124H258ZM263 124V126L261 127V125ZM176 125V126H175ZM178 125V126H177ZM217 123L216 124H212L210 127H211V129H212V127L214 128L213 130H216V128H217ZM249 125V126H248ZM216 126V127H215ZM246 126V127H245ZM251 126V127H250ZM253 126V127H252ZM254 126H255V128L256 129H254ZM18 128V127H17ZM250 128V129H249ZM258 128H260V129H258ZM248 129V130H247ZM19 131H25L22 127H21V129H18ZM188 130V129H187ZM247 130V131H246ZM250 130V131H249ZM260 130H261V132H260ZM264 131V130H263ZM255 132V133H254ZM254 133V136H252V134ZM259 133H261V134H259ZM256 134V135H255ZM186 136L188 135V134H185ZM176 137H178V134L177 135H175ZM175 136H173L174 138H176ZM185 136V137H186ZM249 138H248V137ZM252 136V137H251ZM256 136V137H255ZM261 138H260V137ZM173 137H171V139L172 140H174V138ZM251 137V138H250ZM253 137H255L254 139H252ZM228 138L231 140H228ZM242 138V139H241ZM244 138V139H243ZM263 138V139H262ZM235 139H237V140H235ZM250 141H249V140ZM262 139V142H260L259 140H261ZM240 140V141H239ZM248 140V141H247ZM252 140V141H251ZM254 140H255V142H254ZM259 141V144H258V141ZM228 142H229V144H230V142H231V144H232V146L230 147V145L228 144ZM233 142H236L235 144H233ZM239 142V143H238ZM250 142H253V143H255V144H252V143H250ZM242 143V144H241ZM244 143V144H243ZM257 143V144H256ZM225 144V145H224ZM228 145V146H227ZM234 145H236V146H234ZM245 145V146H244ZM248 147H247V146ZM255 145H256V147H255ZM263 145V146H262ZM0 146H1V137H0ZM250 146H252L251 148H250ZM261 146V147H260ZM234 147H235V149H237V150H235L234 149ZM241 147H242V149H241ZM13 148V145H11V149ZM228 148H229V151H228ZM234 150H233V149ZM243 148L245 149V151L243 150ZM255 148V149H254ZM259 148V149H258ZM238 149H239V151L241 152V154L239 155V151H238ZM247 149V150H246ZM249 149V150H248ZM261 149H263V151L261 150ZM200 151H198V152H196V153H198L199 154V156H201V158H203V157H205L204 155H206V149H199ZM201 150H203V151H201ZM253 150V151H252ZM256 152H255V151ZM222 151H223V153H222ZM228 151V152H227ZM236 151V152H235ZM237 151H238V153H237ZM252 151V152H251ZM252 154H251V153ZM262 152V153H261ZM226 153V154H225ZM229 153H230V155H229ZM235 155H234V154ZM237 153V154H236ZM244 153H245V155H244ZM256 153V154H255ZM260 154V156H259V154ZM202 154H203V156H202ZM233 154V155H232ZM248 154L250 155V156H248ZM262 154V155H261ZM207 155H208V153H207ZM223 155V156H222ZM228 155V156H227ZM232 155V156H231ZM236 155H237V157H240L239 159H241V161L240 160H238V159H235L234 160V158H236ZM247 155V156H246ZM254 155V156H253ZM257 155L259 156V157H257ZM230 156V157H229ZM233 156H235V157H233ZM256 156V157H255ZM3 156H0V163H2V162H5L6 160H7V158H5L4 157V159L2 158ZM27 157V156H26ZM26 157L24 158V157H21V156H19V160H16L17 161V163L18 164H21V160H24V159H26ZM210 157V156H209ZM220 157V158H219ZM248 157V158H247ZM263 158L261 161H260V159L261 158ZM244 158V159H243ZM245 158H247V159H245ZM255 158H257V159H255ZM250 159V160H249ZM259 159V160H258ZM2 160V161H1ZM230 160V159H229ZM236 160H238V161H236ZM244 160H245V162H244ZM251 160L253 161L252 163L253 164H251V165H249V162H251ZM8 161V160H7ZM90 162H92V161H94V158H91L90 160H89ZM239 161H240V163H239ZM247 161H249V162H247ZM14 161H11V160H9V162L7 163V164H9V165H11L12 163H13ZM232 162V163H231ZM237 162V163H236ZM255 162V163H254ZM16 162H14V164H15ZM219 163V162H218ZM246 163H248V165L247 166H245L246 165ZM257 163H260V164H257ZM17 164V165H18ZM242 164H244V166L242 165ZM254 164H256V165H254ZM262 164V165H261ZM259 165V166H258ZM36 166V168H37V165H35ZM255 166H256V168H255ZM261 166V167H260ZM258 167V168H257ZM19 168V169H18ZM191 168V167H190ZM222 168V169H221ZM225 168V167H224ZM223 167H220V170H219V172L221 173V174H225V175H227L226 173H224L225 172V169H224ZM254 168L256 169L255 171H254ZM11 169H12V171L10 170L9 171V174L10 175H15V176H18L21 172H22V170L24 169V166L21 168V166L19 165L18 167H16V168H12L11 167ZM18 169V170H17ZM260 169V170H259ZM257 170H259V173H258V171ZM223 171V172H222ZM11 172V173H10ZM13 172V173H12ZM219 172H217V174L219 173ZM254 172H256L257 173V175L254 173ZM216 173V172H215ZM251 173H253L252 175H251ZM219 175L220 177L222 176V175ZM255 175V176H254ZM258 175H260V176H258ZM252 178V177H251ZM252 178V179H253ZM1 182H0V187H2L3 188V186H1V185H3V181L2 180H0ZM4 181H5V179H4ZM2 183V184H1ZM24 184V182H19V184ZM214 188H216L217 189V187H214ZM250 191H251V189H249ZM264 191V190H263ZM228 191H226V192H224V193H226V195H224V196H226L227 197V199H229L230 198V200H233L236 196L238 197V195H236L237 193L238 194H240V191L238 190L237 192H235L234 193V191L233 190H231L230 192L231 193H227ZM229 196H228V195ZM231 194V195H230ZM234 194V195H233ZM233 195V196H232ZM226 197H224L223 198V200L224 199H226ZM229 197V198H228ZM231 197H233V198H231ZM237 197L233 200V202L234 201H236L237 200ZM225 201V200H224ZM223 201V202H224ZM222 202V201H221ZM220 202V205H222V203ZM233 202H231V203H233ZM222 207V206H221ZM249 208V207H248ZM247 208V209H248ZM226 209L224 210V209H222V212L220 213L222 216L223 215H225L224 217H226V215L228 214H225L226 212ZM232 211V210H231ZM248 211V213L247 214H250V210L248 209L247 210ZM230 213V212H229ZM221 216V217H222ZM7 217V216H6ZM224 217H222V218H224ZM231 217V218H230ZM229 219H234V217H233V215H229ZM1 247V246H0ZM2 248V247H1ZM0 248V264H4V263H2V262H5V263H12L13 262V258H12V261H11V254H8V252H6L7 253V255L4 253V250H2ZM3 252H2V251ZM2 253V254H1ZM2 255H3V257H2ZM4 255H6L5 257H4ZM10 257V258H9ZM8 258H9V260H8Z\"/></svg>", "mask_w": 264, "mask_h": 264}]
</instances>
